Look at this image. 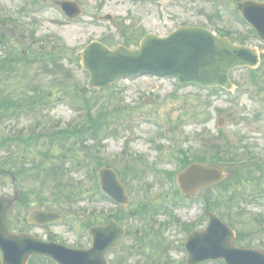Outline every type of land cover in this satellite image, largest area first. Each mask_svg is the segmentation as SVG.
<instances>
[{
  "label": "rangeland",
  "instance_id": "rangeland-1",
  "mask_svg": "<svg viewBox=\"0 0 264 264\" xmlns=\"http://www.w3.org/2000/svg\"><path fill=\"white\" fill-rule=\"evenodd\" d=\"M76 1L83 9V16L77 22L64 23L60 14L48 5L49 2L52 3V0L41 1V3H46V7L35 4V0H0V19L5 20L4 24L0 25V35L3 34L5 38L3 43H0V59L7 54L8 50L18 55L23 51L25 59H27L26 63L19 62L15 65V67H24L23 72L17 69L18 72L15 70L0 74V100L8 92L11 94L12 90H22L20 88L23 85H25L23 93L26 97L34 92V86H40V90L45 93L50 92L51 95L49 101L40 103V107L37 106L35 111L27 109L21 112L17 120L21 129L33 126L35 123H38L41 128L54 123H58V127L64 128L83 122L84 112H78L70 104V100L74 98L73 94L77 88L86 87L88 76L76 68L74 58L79 49L91 39L104 38L114 44L121 43L124 38L120 34L119 28L122 26L126 27L128 34L132 31L139 35L153 32L160 36L167 35L182 23L201 24L211 29L216 27L229 30L232 34L237 32L246 35L248 29L233 14L234 0H226L221 3V6L215 5V3H206L203 0H200L196 5L187 0ZM216 8L221 19L218 20V17H215L213 21L209 22L206 15H214ZM94 11L112 13L115 16V24L92 22L86 13ZM8 15H12L14 18L11 19ZM31 27L35 29L32 37L28 33ZM250 43L254 47H259L256 40H250ZM51 47H59L56 48L57 51L59 50L57 58L62 64L63 70L69 71L70 78H63L60 72L44 73L43 65L46 64L48 67L51 65L50 61L44 59L45 57H37V60L30 61L34 55L45 54ZM258 74L259 79L255 81L250 78L247 69H238L231 73V80L238 84L236 94L233 95L235 96L234 101L224 94H210L194 85L178 87L173 79L123 80L100 93V96H107L109 103H112L114 107H124L126 110L123 117L115 121L116 136H110L104 141L102 157L110 159V165L117 168H121L125 162H132V160L145 164L144 175L139 180H132L129 187L130 193L135 195L136 199L134 200H138L137 203L145 199L146 202L159 206L163 202L168 206L173 217L179 220H191L198 213L200 209L198 198L193 200L194 210H185L179 205L174 206L171 196L167 200L164 198L166 193L169 194L166 192L169 190V181H160L155 178L158 175V170L178 171L179 165L175 157L178 150L198 149L200 153L203 151L211 156L215 153L214 146L217 144L227 142L242 148L244 144L240 141H244L245 144L253 147V152L262 162L264 159V66ZM11 96L16 97L12 94ZM91 97L95 96L89 93L87 98ZM60 100H67V105L64 106ZM220 108L222 111H218ZM95 110L93 109L92 112ZM219 118L223 119L220 128L217 127ZM155 120L158 123H163L158 125ZM5 126L4 120L0 121V135L4 136L7 132ZM169 126L174 128L170 133ZM41 131L39 129L38 132ZM160 133L162 137H160ZM44 140L46 141L45 138ZM155 143H159L161 151L155 149ZM50 147L55 148L57 156L47 161L40 156L46 149L41 139L36 146L29 147L26 153H22L20 149L12 148L11 150L16 153L24 167L29 168L32 163L46 161L48 162L46 166H49L47 168L50 169L62 162L58 154L63 150L57 143ZM35 152L37 156L33 160ZM5 155L6 152L0 151V158ZM138 157H141V160ZM3 163L0 159V165ZM244 164L245 169L241 172L249 175L250 182L238 188L231 186L230 191L224 192L223 195L228 198L232 193H238L231 200L230 206L240 203L243 216L239 218L236 215V211H233L235 207L225 215H231L236 230H244L250 234L246 244L262 250L264 249V222L257 223L254 217H264V169H261V165H257L258 161ZM154 171L157 173L155 174ZM225 172L228 176V169ZM63 173L64 177L28 176L21 179L20 184L17 183L20 192H26L29 206H20L9 212V220H12L10 227L12 232L17 233L19 229H22L43 240H47L51 236L69 247L87 246L82 224L87 222L88 216L94 209L106 215L114 210L113 205L94 196L93 190L90 188L94 180L88 177V173L86 174L84 169H78L71 163H66ZM160 176L165 177L164 174ZM56 180L64 184L72 180L71 184H78L88 191L72 201V211L62 206L64 201L60 200L63 193L72 192L69 190L70 186L64 185L55 191ZM260 183H262L261 186ZM147 184L151 186L152 193L148 189L146 190ZM141 187L146 191H137ZM259 187L263 191L262 195L247 200L242 199L246 198V194L251 196L252 192L261 190ZM206 191L208 192L206 193ZM14 192L10 177L0 176V195L12 196ZM216 192L221 195L219 190L216 191L212 187L200 191V194L211 195ZM56 193H58L57 196H55ZM34 210L60 212L66 223L47 227L27 226L23 221ZM169 221H171L170 216L163 213L155 214L154 218L148 215L146 218L136 216L130 220L133 230L144 227L149 229V225L152 223L156 229L160 223ZM176 231L175 224L171 223L161 229L162 236L160 237L170 245L167 255L174 262L173 264H182L183 252L178 246L176 247V244L181 241V235L176 234ZM158 237L151 235L146 239L137 240L134 235H130L123 241V248L125 249L133 243L145 244L138 252L140 263H144L146 257L147 260L154 261L158 259L160 253L155 252L149 240L154 238L155 241ZM239 244L242 246L244 243ZM122 252L123 250L110 253L109 259H113L114 256ZM139 258L135 257L132 262H136ZM204 264L221 263L207 262Z\"/></svg>",
  "mask_w": 264,
  "mask_h": 264
},
{
  "label": "water",
  "instance_id": "water-1",
  "mask_svg": "<svg viewBox=\"0 0 264 264\" xmlns=\"http://www.w3.org/2000/svg\"><path fill=\"white\" fill-rule=\"evenodd\" d=\"M239 11L254 24L264 39V4L241 3ZM81 62L91 74L89 88H100L119 76L143 72L173 74L180 81L228 87L229 69L244 65L254 67L258 63V55L248 47L232 46L226 39L215 38L204 30L182 28L165 39L148 35L136 50L121 46L109 49L92 43L82 52ZM104 173L101 176L103 187L114 197L118 192L115 181L110 171ZM221 177V171L217 168L192 165L179 175V181L182 190L188 192L219 181ZM17 199L0 198L2 264H25L30 254L50 257L58 264H107L104 257L106 251L117 246L123 235V231L112 223L106 228H94L91 230L94 245L88 251L67 250L29 235H11L8 233L6 213ZM34 217L38 224L57 219V215L50 213H38ZM231 240V231L211 216L207 229L189 238L188 264L218 258H224L227 264H264L263 254L234 249Z\"/></svg>",
  "mask_w": 264,
  "mask_h": 264
},
{
  "label": "flooded vegetation",
  "instance_id": "flooded-vegetation-1",
  "mask_svg": "<svg viewBox=\"0 0 264 264\" xmlns=\"http://www.w3.org/2000/svg\"><path fill=\"white\" fill-rule=\"evenodd\" d=\"M5 125L9 129L8 140H11L13 144L14 143H18V144L23 143V145L27 144L29 146L30 144L35 142V139L30 138V137L27 139L21 138L20 137V131H16V126H10V120H7L5 122Z\"/></svg>",
  "mask_w": 264,
  "mask_h": 264
}]
</instances>
